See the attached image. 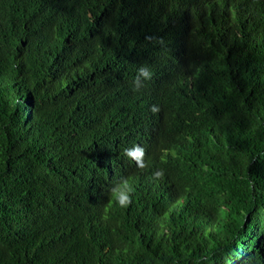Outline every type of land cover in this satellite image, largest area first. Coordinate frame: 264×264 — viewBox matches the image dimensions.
Wrapping results in <instances>:
<instances>
[{"label":"trees","instance_id":"1","mask_svg":"<svg viewBox=\"0 0 264 264\" xmlns=\"http://www.w3.org/2000/svg\"><path fill=\"white\" fill-rule=\"evenodd\" d=\"M0 264H264V0H0Z\"/></svg>","mask_w":264,"mask_h":264},{"label":"clouds","instance_id":"2","mask_svg":"<svg viewBox=\"0 0 264 264\" xmlns=\"http://www.w3.org/2000/svg\"><path fill=\"white\" fill-rule=\"evenodd\" d=\"M152 70L149 66H141L138 69L137 75L135 80L133 81V90L140 91L145 87V83L152 79ZM153 112L159 111L158 107L153 105L152 109ZM125 156L130 161H135L137 167L143 168L144 167V156H145V148L140 145H134L131 148H127L124 150ZM153 175L156 178H159L163 175L161 171H155ZM135 188L132 181L128 178L122 177L116 184L113 185L111 188V197L114 199L118 205L122 208L128 207L132 203V198L134 194Z\"/></svg>","mask_w":264,"mask_h":264}]
</instances>
